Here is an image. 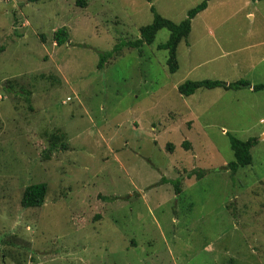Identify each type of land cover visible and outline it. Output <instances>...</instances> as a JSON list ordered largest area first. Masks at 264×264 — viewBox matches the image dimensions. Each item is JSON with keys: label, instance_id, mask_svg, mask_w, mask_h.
<instances>
[{"label": "rangeland", "instance_id": "1", "mask_svg": "<svg viewBox=\"0 0 264 264\" xmlns=\"http://www.w3.org/2000/svg\"><path fill=\"white\" fill-rule=\"evenodd\" d=\"M202 1L0 0V264H264V90L178 91L264 84V0L197 14L174 73L167 29L99 67L152 6L180 23ZM231 137L256 141L234 174Z\"/></svg>", "mask_w": 264, "mask_h": 264}, {"label": "trees", "instance_id": "2", "mask_svg": "<svg viewBox=\"0 0 264 264\" xmlns=\"http://www.w3.org/2000/svg\"><path fill=\"white\" fill-rule=\"evenodd\" d=\"M39 0H29V2H37ZM210 0H203L195 7L191 8L187 16L180 23L174 22L171 19L163 17L154 6L151 7L153 13L152 22L142 26L140 28L141 37L135 41H122L116 44L112 50L101 54L99 67L102 68L109 60H114L122 53L125 47L139 48L144 44H152L155 41L157 33L162 29L169 31V37L167 40L159 44V49H165L168 51L167 65L169 72L174 73L179 68L177 48L183 39H186L191 31L192 20L197 14L204 11L209 6ZM54 40L58 46H61L69 41V32L67 27H61L54 33ZM251 83L245 79H240L234 82H225L221 80H188L178 86V91L184 96L193 95L198 89L204 87L207 89H214L222 87L224 89H237L244 86L250 87ZM253 90H264V84L258 83L252 86ZM58 138L57 136H55ZM53 135H51V149L56 148V142ZM254 138L248 140H242L238 137H231V148L233 150L234 159L228 163V168L234 174L240 167H245L252 164L253 156L251 154V148L255 143ZM63 147H66V142H63ZM195 171L189 172V176H192ZM180 180L176 182V192L180 193L179 187ZM47 184L44 182L34 183L26 186L22 198L21 205L24 208L41 207L45 202L47 195Z\"/></svg>", "mask_w": 264, "mask_h": 264}, {"label": "crops", "instance_id": "3", "mask_svg": "<svg viewBox=\"0 0 264 264\" xmlns=\"http://www.w3.org/2000/svg\"><path fill=\"white\" fill-rule=\"evenodd\" d=\"M217 0H212L210 3H209V6L204 10V11H202L200 14H206L208 11H210V9H211V7H212V4L214 3V2H216ZM221 2H223L222 0H221ZM258 11H257V8L256 7H254V10L252 11V12H250L248 15H249V17L251 18V19H254L255 17H256V13H257ZM199 14V15H200ZM256 33H253L252 35H255ZM259 44L260 45H264V40H259ZM263 58H264V56H263ZM262 58V59H263ZM252 86H253V84H251L250 85V89H253L252 88ZM194 95V94H193Z\"/></svg>", "mask_w": 264, "mask_h": 264}]
</instances>
